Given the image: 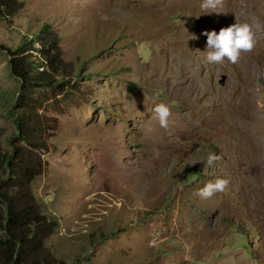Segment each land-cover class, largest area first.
<instances>
[{
	"label": "rangeland",
	"instance_id": "rangeland-1",
	"mask_svg": "<svg viewBox=\"0 0 264 264\" xmlns=\"http://www.w3.org/2000/svg\"><path fill=\"white\" fill-rule=\"evenodd\" d=\"M20 1L0 43L48 22L74 66L65 90L28 92L57 121L32 183L58 221L53 253L65 264H264V0H224L219 13H201V0ZM235 21L253 25L254 48L209 63L204 33ZM18 86L0 50L5 149ZM217 178L229 180L223 192L197 195Z\"/></svg>",
	"mask_w": 264,
	"mask_h": 264
},
{
	"label": "trees",
	"instance_id": "trees-1",
	"mask_svg": "<svg viewBox=\"0 0 264 264\" xmlns=\"http://www.w3.org/2000/svg\"><path fill=\"white\" fill-rule=\"evenodd\" d=\"M21 8L20 0H0V20ZM23 38L14 47L0 43L10 74L19 83L16 108L10 110L16 132L9 138V149L0 145V264H65L47 245L58 221L43 210L32 187L46 170L44 154L55 149L50 138L57 121L40 113L42 101L28 92L65 90L72 86L74 66L62 57L60 36L50 23Z\"/></svg>",
	"mask_w": 264,
	"mask_h": 264
},
{
	"label": "clouds",
	"instance_id": "clouds-1",
	"mask_svg": "<svg viewBox=\"0 0 264 264\" xmlns=\"http://www.w3.org/2000/svg\"><path fill=\"white\" fill-rule=\"evenodd\" d=\"M224 0H201L199 7L201 13L217 12L218 8L223 7ZM260 27L259 24L256 25ZM204 35L207 37V55L209 63L223 64L225 60L235 64L239 61L241 54L250 52L256 43L253 25L248 22H236L222 27L218 32L208 31ZM154 112L161 128L169 127V118L171 109L165 103H159L155 106ZM219 157L215 154H209L207 164L212 166ZM229 184L227 178H217L214 181L206 183L197 193L202 199H210L217 192H223Z\"/></svg>",
	"mask_w": 264,
	"mask_h": 264
},
{
	"label": "bare ground",
	"instance_id": "bare-ground-1",
	"mask_svg": "<svg viewBox=\"0 0 264 264\" xmlns=\"http://www.w3.org/2000/svg\"><path fill=\"white\" fill-rule=\"evenodd\" d=\"M244 93V92H243ZM242 93V97H241V100H242V98H243V96H244V94ZM239 99V98H238Z\"/></svg>",
	"mask_w": 264,
	"mask_h": 264
},
{
	"label": "water",
	"instance_id": "water-1",
	"mask_svg": "<svg viewBox=\"0 0 264 264\" xmlns=\"http://www.w3.org/2000/svg\"><path fill=\"white\" fill-rule=\"evenodd\" d=\"M225 79V76H222V81Z\"/></svg>",
	"mask_w": 264,
	"mask_h": 264
}]
</instances>
